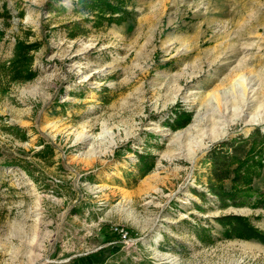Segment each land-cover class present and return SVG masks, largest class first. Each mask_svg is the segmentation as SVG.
Masks as SVG:
<instances>
[{
	"label": "rangeland",
	"instance_id": "1",
	"mask_svg": "<svg viewBox=\"0 0 264 264\" xmlns=\"http://www.w3.org/2000/svg\"><path fill=\"white\" fill-rule=\"evenodd\" d=\"M257 131L264 0H0V264H264V146L210 190Z\"/></svg>",
	"mask_w": 264,
	"mask_h": 264
},
{
	"label": "trees",
	"instance_id": "2",
	"mask_svg": "<svg viewBox=\"0 0 264 264\" xmlns=\"http://www.w3.org/2000/svg\"><path fill=\"white\" fill-rule=\"evenodd\" d=\"M94 1L78 0L81 4L90 5ZM180 120L182 121L183 119L181 118ZM263 146L264 134L259 131L247 138L239 137L230 142H223L219 147L217 146L210 157L214 167V178L218 184H223L231 179L233 185L230 188H218L212 184L210 187L211 193L224 202L227 199H236L239 193L250 195L256 192L253 189L247 190L251 180L247 170L260 158L259 152L263 150ZM256 205L264 209V199L260 198ZM216 220L222 227L227 228L225 234L230 238L255 240L264 243V233L257 229L248 218L229 215Z\"/></svg>",
	"mask_w": 264,
	"mask_h": 264
},
{
	"label": "built area",
	"instance_id": "3",
	"mask_svg": "<svg viewBox=\"0 0 264 264\" xmlns=\"http://www.w3.org/2000/svg\"><path fill=\"white\" fill-rule=\"evenodd\" d=\"M116 233H118L123 239H127L128 232H126L124 229L116 228Z\"/></svg>",
	"mask_w": 264,
	"mask_h": 264
}]
</instances>
